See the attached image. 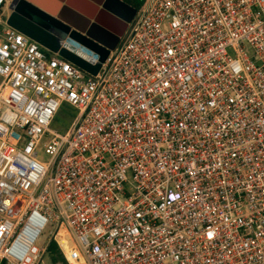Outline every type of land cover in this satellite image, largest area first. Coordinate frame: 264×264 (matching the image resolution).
Returning <instances> with one entry per match:
<instances>
[{"label": "built area", "instance_id": "1", "mask_svg": "<svg viewBox=\"0 0 264 264\" xmlns=\"http://www.w3.org/2000/svg\"><path fill=\"white\" fill-rule=\"evenodd\" d=\"M11 1L0 264H45L53 242L50 264H264V0H143L103 62L61 43L95 75L3 22Z\"/></svg>", "mask_w": 264, "mask_h": 264}, {"label": "water", "instance_id": "2", "mask_svg": "<svg viewBox=\"0 0 264 264\" xmlns=\"http://www.w3.org/2000/svg\"><path fill=\"white\" fill-rule=\"evenodd\" d=\"M10 9L9 27L93 75L99 67L61 49V43L75 40L98 53L103 62L137 13L122 0H18Z\"/></svg>", "mask_w": 264, "mask_h": 264}, {"label": "rangeland", "instance_id": "3", "mask_svg": "<svg viewBox=\"0 0 264 264\" xmlns=\"http://www.w3.org/2000/svg\"><path fill=\"white\" fill-rule=\"evenodd\" d=\"M8 17H9V11L6 10L4 17L2 18V21L6 23ZM44 52H47V51L44 50ZM74 116H75V112L73 109H71L67 106H63L61 108V110L59 111V113L54 118V120L50 126V129L52 131L58 133V134H61V135L65 134V132L70 127V124L72 123V121L74 119ZM53 233H54V228L49 224L44 229L42 234L40 235V237L37 241V244H36L37 248L42 249V248L47 247L50 243V240L52 238ZM49 258H50L49 255L44 257L45 264H50Z\"/></svg>", "mask_w": 264, "mask_h": 264}, {"label": "trees", "instance_id": "4", "mask_svg": "<svg viewBox=\"0 0 264 264\" xmlns=\"http://www.w3.org/2000/svg\"><path fill=\"white\" fill-rule=\"evenodd\" d=\"M122 1L133 6L137 10H139L141 8V6L143 5V0H122ZM48 255L52 259V261L62 260V254H61L58 246L54 242L51 243L49 248H48ZM2 264H5V263H2Z\"/></svg>", "mask_w": 264, "mask_h": 264}, {"label": "flooded vegetation", "instance_id": "5", "mask_svg": "<svg viewBox=\"0 0 264 264\" xmlns=\"http://www.w3.org/2000/svg\"><path fill=\"white\" fill-rule=\"evenodd\" d=\"M17 2H18V0H12L7 6H6V10H8L9 11V15L11 14V7L12 6H15L16 4H17ZM137 10V9H136ZM130 25V24H129ZM129 25H128V27H129ZM128 27H127V29H128ZM127 29L124 31V33L127 31ZM124 33H123V35H124Z\"/></svg>", "mask_w": 264, "mask_h": 264}, {"label": "crops", "instance_id": "6", "mask_svg": "<svg viewBox=\"0 0 264 264\" xmlns=\"http://www.w3.org/2000/svg\"><path fill=\"white\" fill-rule=\"evenodd\" d=\"M45 50V49H44ZM46 51V50H45ZM48 52V51H47ZM49 53V52H48ZM49 54H51V55H53L52 53H49Z\"/></svg>", "mask_w": 264, "mask_h": 264}]
</instances>
